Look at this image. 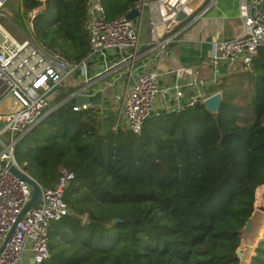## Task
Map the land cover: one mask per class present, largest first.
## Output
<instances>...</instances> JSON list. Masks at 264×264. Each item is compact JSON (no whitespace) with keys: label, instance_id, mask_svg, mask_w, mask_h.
<instances>
[{"label":"trees","instance_id":"1","mask_svg":"<svg viewBox=\"0 0 264 264\" xmlns=\"http://www.w3.org/2000/svg\"><path fill=\"white\" fill-rule=\"evenodd\" d=\"M100 1L114 19L140 0ZM20 3L23 12L44 4L33 17L36 41L70 63L87 56L86 0ZM258 51L247 69L220 78L215 114L199 99L148 117L139 134L125 125L101 132L99 108L76 111L66 100L19 138L14 158L41 187L53 188L60 170L74 175L63 196L69 213L50 223L41 264H240L241 231L264 182ZM254 247L249 264H264V235Z\"/></svg>","mask_w":264,"mask_h":264},{"label":"built area","instance_id":"2","mask_svg":"<svg viewBox=\"0 0 264 264\" xmlns=\"http://www.w3.org/2000/svg\"><path fill=\"white\" fill-rule=\"evenodd\" d=\"M6 1L0 0V11ZM214 2L140 0L134 7L139 16L133 21L125 13L108 19L100 0H86L85 29L90 50L78 63L62 59L53 49L33 38L36 8L28 13L31 35L22 40L13 36L0 22V246L32 194L28 182L9 169L11 165L27 174L13 155L19 138L66 100L78 95H92L97 90L102 93V88H95L90 82L95 69L89 60L94 56L101 59L94 72L96 77L116 66L115 62L107 60L106 51L117 50L123 53L124 60H133L138 55L139 25L144 9L149 16V43L158 47L159 52L192 22L205 15ZM43 6L42 3L38 11ZM238 13L242 20L240 31L232 38L216 40L212 44L209 62L214 84L225 72L247 69L258 50L264 48V0H239ZM128 74H132L131 70ZM159 76L156 69L142 70L115 96L119 115L134 134L141 132L148 117L159 116L161 110L179 113L183 103L193 104L203 99L188 101L177 86L159 89ZM73 82L75 84H70L72 90L65 98L52 103L60 90ZM71 105L76 111L91 107L90 104ZM60 171L57 184L53 188L40 186L37 204L27 209L15 223L0 249V264H41L49 256V225L69 213L63 196L67 184L74 178L72 172Z\"/></svg>","mask_w":264,"mask_h":264},{"label":"crops","instance_id":"3","mask_svg":"<svg viewBox=\"0 0 264 264\" xmlns=\"http://www.w3.org/2000/svg\"><path fill=\"white\" fill-rule=\"evenodd\" d=\"M239 0H215L205 15L197 18L177 39L168 43L163 51L158 52V47L149 43L147 13L146 29L139 25L138 54L133 60L123 59V53L117 50L106 51L107 60L115 62L113 68L96 77L94 73L101 62L99 56L90 58L89 63L94 67L91 76V84L102 88V108L112 114L118 112V104L115 96L124 86H128L136 73L142 70L156 69L160 73L158 79L159 89L165 87H178L184 93V99L204 98L217 92V84H214L213 72L209 62L211 47L216 40L234 37L242 27V20L238 13ZM143 11V12H144ZM143 15V14H142ZM143 19V17H142ZM142 23V20H141ZM179 68L184 69V81H188L189 71L195 68L196 76L192 84H176L175 75ZM131 70V75L128 71ZM227 73V72H225ZM108 84V85H107Z\"/></svg>","mask_w":264,"mask_h":264},{"label":"rangeland","instance_id":"4","mask_svg":"<svg viewBox=\"0 0 264 264\" xmlns=\"http://www.w3.org/2000/svg\"><path fill=\"white\" fill-rule=\"evenodd\" d=\"M24 8L21 6L20 0H7L2 6L0 11V22L4 25L8 31L15 36L17 39L22 40L25 37L31 35L30 28L28 24V13L31 11L23 12ZM36 12L38 8L35 9ZM143 19L140 26L143 25V29H146V20L148 18L146 11L143 12ZM70 84L69 83L68 87ZM106 110H101V116L99 117V129L104 131L106 129H112L114 126L123 127L125 125L123 116L119 115V112L115 110L112 120L105 118ZM254 210L250 221L245 226L244 234H242L240 246L237 249L238 259L240 264H249L248 255L249 249L252 246L257 245V235L259 232H263V219H264V186L258 188L256 200L254 203ZM261 236V234H260ZM259 236V237H260ZM254 250V248H253ZM248 255V256H247Z\"/></svg>","mask_w":264,"mask_h":264},{"label":"water","instance_id":"5","mask_svg":"<svg viewBox=\"0 0 264 264\" xmlns=\"http://www.w3.org/2000/svg\"><path fill=\"white\" fill-rule=\"evenodd\" d=\"M179 15H181V14H179ZM125 16L128 19H132L133 21H136V19L139 16V11L136 10L135 8H133V9L129 10L128 12H126ZM189 72L190 73H189V76H188L187 79H190V80L184 81V79H182L183 78L182 76L184 74V69L183 68H179V70H177L175 78H176V84L178 86L179 85H183L185 83L192 84L194 82V79H195V76H196L195 68H191ZM221 100H222V92L220 90H217V92H214V93L204 97L202 99V102H203L206 110H208L210 113L215 114L218 111L217 109H218V106H219ZM69 102L71 104H73V105H76V106H81V105H84V104H90L91 107L101 106V104H102V93L99 90H97L92 95H85V94L84 95H78V96L70 99ZM109 115H110V117H112L111 113ZM9 169L15 175L25 179L28 182V184L31 186L32 194H31L29 200L27 201V203L21 209V212L17 216V218L15 219V222L13 223L12 227L8 231V233H7L6 237H5L2 245L0 246V249L5 244L7 238L11 234V232L13 230V227H14L15 223L17 222V220L19 219V217L27 209H29L30 207H33V206H35L37 204V202L39 200V195H40V190H39L40 185L30 175L22 173L21 171L17 170L16 168H14L11 165H9ZM263 186H264V182L262 184H260V187H263ZM251 217H252V215L248 218V220L246 221V224L250 221ZM244 230H245V227L242 229L241 234H244ZM263 235H264V228H263V232L261 233V236L259 237V239L262 238ZM259 239L257 240V242L259 241ZM255 247H254V249H255ZM253 252H254V250H253ZM252 254H250V257H251ZM235 256L238 258L237 251L235 253Z\"/></svg>","mask_w":264,"mask_h":264}]
</instances>
